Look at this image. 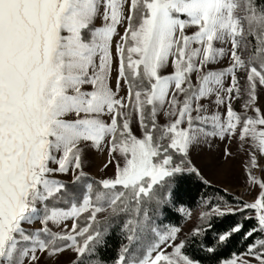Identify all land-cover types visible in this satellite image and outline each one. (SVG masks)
<instances>
[{"label": "snow or ice", "instance_id": "1", "mask_svg": "<svg viewBox=\"0 0 264 264\" xmlns=\"http://www.w3.org/2000/svg\"><path fill=\"white\" fill-rule=\"evenodd\" d=\"M214 138L247 143L255 199L158 225L192 177L210 186L190 153ZM91 150L110 172L85 170ZM257 151L264 0H0V264H264Z\"/></svg>", "mask_w": 264, "mask_h": 264}, {"label": "rangeland", "instance_id": "2", "mask_svg": "<svg viewBox=\"0 0 264 264\" xmlns=\"http://www.w3.org/2000/svg\"><path fill=\"white\" fill-rule=\"evenodd\" d=\"M226 59L219 61L215 67H221L226 64ZM237 110L239 105H236ZM223 109H221L222 111ZM135 131V126L133 128ZM227 147L229 152L232 153L230 157L225 158L223 155V149ZM248 148L247 143L243 148L233 140L229 142L227 140H220L214 138L209 140L207 143L197 145L192 148L190 153V158L197 167L200 168L202 175L207 179L210 184L216 185L223 190L233 194L235 197L242 199L244 201L251 202L255 199V196L259 192V186L254 183H249L247 181L244 172V163L248 158ZM258 165H264V156H261L259 152H256ZM106 159L98 151L91 150L88 153V164L86 171L94 176L105 175L107 172L111 171V167L107 170L102 169V162ZM252 174L261 180H264V169L260 166L254 167L252 169ZM200 208L193 209L191 211H186L190 213L191 219H186L182 225V233L188 232L189 229L194 225L197 220L198 212ZM70 226V221L67 222ZM71 253L65 252L55 259V264H70ZM52 264V261H49Z\"/></svg>", "mask_w": 264, "mask_h": 264}, {"label": "trees", "instance_id": "3", "mask_svg": "<svg viewBox=\"0 0 264 264\" xmlns=\"http://www.w3.org/2000/svg\"><path fill=\"white\" fill-rule=\"evenodd\" d=\"M259 3V0H257ZM186 191L181 192V199L176 203V205L168 206L165 210V215L163 217L157 218L158 225H182V223L186 220L183 213L180 211L181 207L185 209V211H191L193 209L200 208V198L204 197H216V196H224L226 199L231 200L232 197H235L233 194L223 190L222 188L210 184V186H205L201 184L199 181L192 177L185 186ZM247 214V213H246ZM237 216L235 219H239ZM247 227V225H246ZM108 246L106 249L101 250L102 257L107 260H111L120 244L122 243L121 234L119 229L113 226L110 230V235L108 237ZM242 241L239 236L235 237L232 244L229 245L228 248L224 249L222 253V258L227 259L230 257L232 252L237 250L243 251L241 247Z\"/></svg>", "mask_w": 264, "mask_h": 264}]
</instances>
